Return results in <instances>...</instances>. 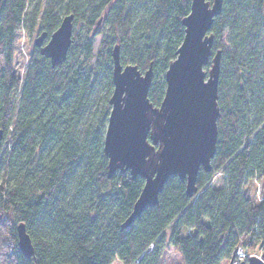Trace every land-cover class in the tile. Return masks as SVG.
Instances as JSON below:
<instances>
[{"label": "trees", "instance_id": "obj_1", "mask_svg": "<svg viewBox=\"0 0 264 264\" xmlns=\"http://www.w3.org/2000/svg\"><path fill=\"white\" fill-rule=\"evenodd\" d=\"M190 2L48 0L39 35L49 37L72 15V26L82 21L89 31L102 23L106 36L95 56L92 39L72 37L65 61L55 67L34 47L18 78L12 65L16 33L26 24L31 28L37 13L26 14L28 0H0V228L11 220L10 246L0 239V264H159L167 247L181 264H231L238 245L264 247V201L253 205L244 188L264 176V65L258 48L264 0H223L212 22L211 55L220 52L218 93L230 95L220 99L211 170L199 169L191 197L185 182L171 177L158 204L121 229L144 181L131 179L128 171L108 177L103 141L112 51L119 48L121 65L141 73L151 68L147 98L158 107ZM62 3L67 10L60 18ZM210 66L211 58L204 71ZM218 172L226 182L215 188L210 182ZM19 224L34 250L29 259L17 248Z\"/></svg>", "mask_w": 264, "mask_h": 264}, {"label": "water", "instance_id": "obj_2", "mask_svg": "<svg viewBox=\"0 0 264 264\" xmlns=\"http://www.w3.org/2000/svg\"><path fill=\"white\" fill-rule=\"evenodd\" d=\"M223 0H191L189 14L182 19L183 40L164 75L165 92L158 107H153L147 94L152 70L143 74L136 66H122L119 48L112 51L113 90L108 101L110 112L103 141L108 159V177L128 171L131 179L144 181L132 211L121 225L129 227L148 208L158 204V197L171 177L185 182L186 195L197 192L196 178L200 168L211 170L216 152L217 88L220 52L213 56V19L221 13ZM73 16L61 19L58 28L46 41L41 33L34 47L52 67L62 64L72 44ZM211 58L206 73L204 67ZM1 137V131H0ZM17 248L31 258L34 250L22 224L16 226ZM248 264H264L250 257Z\"/></svg>", "mask_w": 264, "mask_h": 264}, {"label": "rangeland", "instance_id": "obj_3", "mask_svg": "<svg viewBox=\"0 0 264 264\" xmlns=\"http://www.w3.org/2000/svg\"><path fill=\"white\" fill-rule=\"evenodd\" d=\"M48 0H28V6H27V12L26 14L30 16H34L36 13L37 15L35 17H32L33 22L35 23L31 28L30 24L23 25L22 28L16 33V39H15V45H14V53L12 56V65H13V70H14V75L18 78H22V76L25 73L26 66L28 64L30 55L34 49V41L39 35V20L41 16V9H43L47 5ZM66 3H62L61 5L59 4V10L61 11V16L62 14L67 10L65 5ZM100 23L98 26H94L91 30L88 31L86 25L82 21H77L73 25L72 28V37H77L78 40L82 41L85 37H89L92 39V54L95 56V54L98 52L100 48V43L101 41L105 38L107 31L103 30V26ZM49 37L46 38V41L48 40ZM258 48L260 49V58L261 60L259 62L262 65H264V33L262 32L258 36ZM95 59L93 58L92 62ZM129 65V64H125ZM122 65V66H125ZM257 72H260L262 70V66H259L256 68ZM209 71V70H208ZM208 71H205L206 73ZM141 73V72H140ZM143 74V73H141ZM228 95L230 93L228 90L221 91V93H218V88H217V106L219 109V104H220V99L221 101L225 102L228 99ZM252 120V118H251ZM249 120V122H251ZM261 125H264V118L261 119ZM259 125V126H261ZM213 162V160H212ZM211 162V168L213 166V163ZM225 177L223 173L218 172L217 174L214 175L212 178L210 185L212 187H222L225 184ZM245 191L247 193V197L250 200V202L253 205H257L260 202L264 201V176L261 177L259 180L248 182L245 186ZM2 227L0 228V239L3 237V240L6 241V244L10 246V240H9V233L8 229L11 226V220L10 218L8 220H4L2 222ZM260 246V244L258 245ZM258 246L249 248L248 247V253L252 254H257L258 256L261 255V251H259ZM240 247V245H238ZM7 248V247H5ZM9 248V247H8ZM257 249V250H256ZM236 250V249H235ZM264 250V247H263ZM263 252V251H262ZM180 257L179 255L174 251L172 247H167L163 252L159 260V264H181L180 263ZM112 264H121L119 261H114ZM221 264H226V263H221ZM233 264V263H232Z\"/></svg>", "mask_w": 264, "mask_h": 264}, {"label": "built area", "instance_id": "obj_4", "mask_svg": "<svg viewBox=\"0 0 264 264\" xmlns=\"http://www.w3.org/2000/svg\"><path fill=\"white\" fill-rule=\"evenodd\" d=\"M259 248V253L262 254L263 251V247L262 246H258ZM257 250V249H256ZM250 257H256V258H260V256H258L256 253L252 254V253H248V247L247 246H243L240 245V247H236V250H234V255H233V259L231 264H246V262L248 261V259Z\"/></svg>", "mask_w": 264, "mask_h": 264}]
</instances>
